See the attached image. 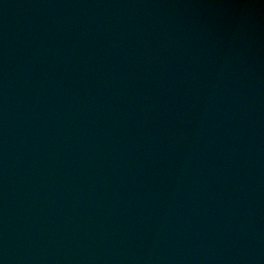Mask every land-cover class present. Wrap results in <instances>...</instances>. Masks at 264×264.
I'll list each match as a JSON object with an SVG mask.
<instances>
[{
  "label": "water",
  "instance_id": "obj_1",
  "mask_svg": "<svg viewBox=\"0 0 264 264\" xmlns=\"http://www.w3.org/2000/svg\"><path fill=\"white\" fill-rule=\"evenodd\" d=\"M144 0H0V264H129Z\"/></svg>",
  "mask_w": 264,
  "mask_h": 264
}]
</instances>
